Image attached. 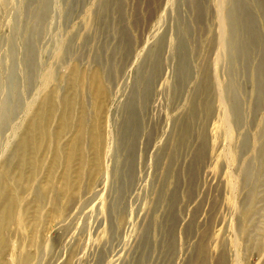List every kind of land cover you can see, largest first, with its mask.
<instances>
[{
  "label": "rangeland",
  "instance_id": "1",
  "mask_svg": "<svg viewBox=\"0 0 264 264\" xmlns=\"http://www.w3.org/2000/svg\"><path fill=\"white\" fill-rule=\"evenodd\" d=\"M105 1L47 0V20L43 26L37 24L36 33L24 42L37 56L38 73L20 90L19 74L7 72L0 90V112L11 111L0 130V169L7 166L26 118L44 94L54 87L63 94L69 65L76 64L88 76L101 67L110 89L103 119L105 157L102 172L85 196L88 199L78 210L70 209L72 214L77 211L71 233L76 264H189L202 240L207 246L206 264H221L223 247L229 264H257V256L243 249L240 237V215L247 202L239 171L247 144L240 143L239 159H233L229 145L238 131L218 85L227 37L226 0H108L105 23L91 41L100 17L94 5ZM13 3L21 5L23 23L34 26L40 0ZM16 17L9 22L18 32ZM255 18L258 29L264 22V0H257ZM75 30L81 31L79 43L64 46ZM245 54L241 82L264 50L258 45ZM205 72L212 85L209 95L216 100L214 109L205 128L195 112L185 139H179L187 104L199 100L196 84ZM26 73L28 78L33 75ZM129 107L133 114L125 122ZM256 116L249 114L251 147ZM257 186L258 192L264 188ZM257 206L262 213L264 192ZM261 217L255 216L251 231L254 225L256 232L262 228ZM28 223L30 227L31 218ZM44 224V240L56 241L61 219L49 216ZM11 232V228L3 230L4 235ZM65 253L49 252V264H62ZM5 260L14 264L9 255Z\"/></svg>",
  "mask_w": 264,
  "mask_h": 264
},
{
  "label": "bare ground",
  "instance_id": "2",
  "mask_svg": "<svg viewBox=\"0 0 264 264\" xmlns=\"http://www.w3.org/2000/svg\"><path fill=\"white\" fill-rule=\"evenodd\" d=\"M107 1L94 5L100 17L96 19L98 23H94L96 27L91 41H94L98 26L105 23L109 7ZM46 2L40 0L41 7L33 14L35 25L28 27L23 23L20 4L15 5L13 0H0V29L4 33L0 43L7 47L0 49V90L7 72L19 74L17 81L20 90L35 76L37 56L30 53V47L25 46L24 42L28 35L36 33L37 24L43 26L47 20ZM226 3L227 37L221 51L222 67L218 85L227 100L230 118L238 131V136L229 141L232 158L239 159V151H242L240 143L244 146L247 144V148L243 149L244 158L240 162L239 171L240 181L246 187L243 197L247 202L240 215V237L243 249L257 256V264H264V211L260 213L257 206L261 192H264V188L259 192L257 190V185L264 186V55L250 67L245 82L239 79L244 71L246 51L258 45L264 50V22L256 28L257 0H226ZM247 8L250 10L247 11ZM14 15L21 28L18 32L11 30L9 22ZM80 35L81 31L75 30L64 46L77 45ZM24 51H29V56H24ZM97 54L95 51L94 58ZM12 59L17 65L11 64ZM26 70L33 73L30 78ZM82 70L71 63L66 69L63 94L59 95L52 86L44 94L35 110L26 118L21 136L8 157L7 166L0 169V264H9L5 260L6 255L11 257L14 264H49L46 255L52 250L66 252L62 264L77 262L71 244L72 237H75L71 233L76 228L74 217L77 211L72 214L70 209L76 207L78 210L84 200L88 199L86 194L93 187L95 177L103 170L101 161L105 157L106 145L103 119L110 102V89L104 70L98 67L89 76ZM201 76L196 84L199 100L196 98L187 104L186 121L178 129L179 139L189 132V122L195 112L201 126L205 128L214 109L216 100L209 95L212 86L210 79L206 72ZM127 112V116H123L125 122L131 119L132 108L129 107ZM254 112L257 116L255 122L252 121L254 146L251 147L248 144L249 114ZM10 113L9 109L0 112V130ZM31 198L33 201H30ZM31 202H34L32 210L29 207ZM257 214L262 216V228L256 232L255 225L252 231L250 228ZM49 216L61 219L59 237L54 242L45 241L42 236L46 225L44 223ZM124 220V216L119 218L120 223ZM7 228L12 230L10 236L3 234ZM12 238L15 239V245ZM224 248L220 263L229 264L227 249L224 251ZM206 255L207 246L202 240L197 243L193 261L189 264H206Z\"/></svg>",
  "mask_w": 264,
  "mask_h": 264
}]
</instances>
